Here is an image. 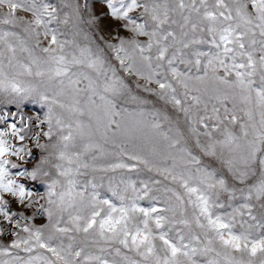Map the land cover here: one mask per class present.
Returning <instances> with one entry per match:
<instances>
[{
  "label": "snow or ice",
  "instance_id": "1",
  "mask_svg": "<svg viewBox=\"0 0 264 264\" xmlns=\"http://www.w3.org/2000/svg\"><path fill=\"white\" fill-rule=\"evenodd\" d=\"M95 2L0 0V264H264V0Z\"/></svg>",
  "mask_w": 264,
  "mask_h": 264
},
{
  "label": "rangeland",
  "instance_id": "2",
  "mask_svg": "<svg viewBox=\"0 0 264 264\" xmlns=\"http://www.w3.org/2000/svg\"><path fill=\"white\" fill-rule=\"evenodd\" d=\"M49 2L52 3V4H55L58 8L61 9V19H63V14L65 12L68 13L69 23L67 25L61 24L60 25V30L66 34L67 38L71 39L72 38V34L75 31V29L73 27V24L75 22V14L73 12V9H72L71 5L74 4L75 0H49ZM64 5H69V7H65ZM93 7H94V11L96 12L97 15H100L102 13H106L108 11L106 6L103 3L99 2V0H96V2L93 5ZM4 10H6V9H4ZM138 11L139 10H137V12ZM19 14L23 15V13H19ZM136 14L137 13H133V15H136ZM29 18H30V14H29ZM103 24L105 25L106 28H111V27L115 26V23L111 20V18H105L104 21H103ZM53 26H55V25H53ZM81 27H84V26L81 25ZM16 30L19 31V29H16ZM121 34L122 35H127L128 33L125 31V32H122ZM76 39H77L78 42H82V43L84 42L83 35H80V36L76 37ZM141 39H145V38H141ZM30 43H31V41H30ZM32 82L36 83V81H32ZM125 106L129 107L130 111L132 110V106L131 105H125ZM34 108L38 109V106H31L30 105L28 108L25 109V111H26V113L31 114L32 111L34 110ZM15 110L16 109H15L14 106H8V111L14 112ZM13 122H16L18 124V126H19L18 118L10 117L6 122H0V129L6 128L9 124H11ZM236 131L239 134L238 128L236 129ZM12 142L15 143L17 147H19L20 144H21L20 141L14 140V139H13ZM28 146L32 147V143L28 142ZM129 148H131L130 145H129ZM146 150H147V146H146L145 151ZM34 151L38 153L39 150H35L34 149ZM113 151H115V150L113 149L112 152ZM194 154H198V153H194ZM9 158L13 162H19L17 157H9ZM202 159L204 160L205 163H209L210 162V158L202 157ZM109 162H114V157L113 156H110V158L107 161H104L102 159V157H100L96 161V164H97V166H99V165L107 164ZM32 163L34 164L35 161H33ZM214 167H218V164L214 165ZM29 168H31V165H29ZM13 171L15 172L16 170H13ZM93 175H95L97 183H103V187L99 189V191L101 193V198L108 197V198L113 199V201L116 202V203H118V201L116 200L115 197H111V193L108 191L109 178H112L113 186H115V184L122 177L125 178V179L130 177L131 179L137 180L138 186H139V181L140 180H147L150 177H154L155 179H161V177L155 176L153 173H148L146 171H140L139 173H137V172H125L123 170H116L115 172H108V173H101V172L92 173L91 170H89V175L87 177H82L81 180L92 179ZM101 177H103V180H101ZM165 183H167V182H165ZM237 186H241L242 187V185H237ZM40 191L43 192V189L41 188ZM226 195L227 194H224L221 197V201L222 202L227 203ZM237 202L240 203L242 201H237ZM150 203H151V201L149 200V198H145V199L140 201L141 206H144V207H148L150 205ZM159 204L161 205V207L163 206V197L161 198ZM228 210L230 211V209H228ZM34 223H36L37 226H39L41 224H44V223H47V218L46 217H38L34 221ZM11 239H14V237L9 234L8 237H7V242H10ZM82 239H83L82 235L78 234L77 235V242L81 241ZM65 242H67V241H65ZM89 250H91L93 252L98 251V249L96 247H91ZM21 254L23 255V253H21Z\"/></svg>",
  "mask_w": 264,
  "mask_h": 264
},
{
  "label": "bare ground",
  "instance_id": "3",
  "mask_svg": "<svg viewBox=\"0 0 264 264\" xmlns=\"http://www.w3.org/2000/svg\"><path fill=\"white\" fill-rule=\"evenodd\" d=\"M119 139L120 138H118V141H119ZM105 148H106V150L108 151V152H112V150H113V146L111 145V144H108V145H105ZM110 156L111 155H109V156H106V157H102V159L104 160V161H107L109 158H110ZM159 206H161L160 204H159Z\"/></svg>",
  "mask_w": 264,
  "mask_h": 264
}]
</instances>
